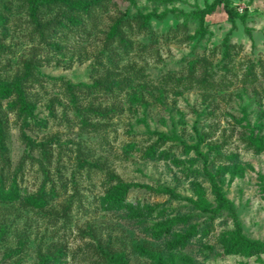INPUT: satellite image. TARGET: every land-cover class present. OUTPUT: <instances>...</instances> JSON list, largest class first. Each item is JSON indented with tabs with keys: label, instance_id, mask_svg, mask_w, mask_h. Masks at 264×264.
Wrapping results in <instances>:
<instances>
[{
	"label": "rangeland",
	"instance_id": "1",
	"mask_svg": "<svg viewBox=\"0 0 264 264\" xmlns=\"http://www.w3.org/2000/svg\"><path fill=\"white\" fill-rule=\"evenodd\" d=\"M211 1L43 0L37 28L30 0H0V82L19 88L0 93V264H116L101 249L126 264H264L232 247L227 210L201 209L215 196L182 146L203 136L242 232L264 243L251 141L264 144V0H231L234 27L218 7L203 37L191 15L140 18Z\"/></svg>",
	"mask_w": 264,
	"mask_h": 264
},
{
	"label": "trees",
	"instance_id": "2",
	"mask_svg": "<svg viewBox=\"0 0 264 264\" xmlns=\"http://www.w3.org/2000/svg\"><path fill=\"white\" fill-rule=\"evenodd\" d=\"M166 1H172V0H166ZM43 2V0H30V17L32 23L37 26V28H40V22L38 21L37 18V7L39 6V3ZM222 7L224 11L227 14V19L232 23V27L235 25V18H239L242 23H245V18L244 16L238 14L233 6L231 5V0H212L209 3H205L202 7L195 6L194 9H192L189 12H184L181 9L178 8H171L170 10H166L160 14H143L140 15V18L142 20V23L146 24L147 21L150 19V17L153 15L156 18L162 19L164 18L168 12H173L175 14H182V15H191L194 19L197 20V28L195 30V35L199 37H203L207 33V26L205 23V17L208 15L213 14L218 7ZM122 23L121 19L116 20V22L112 26V33L116 32L118 30V27ZM43 27V26H42ZM247 34L250 35V31L248 28L245 29ZM112 35V34H111ZM228 41V34L225 35L223 38V42L226 44ZM13 91H18L19 88L17 87L16 83H7V82H0V93L3 94H9ZM19 101L22 102L23 106L29 113V117L32 116L31 110L29 107H26L25 104L23 103L22 99L19 97ZM26 122L23 124V129L21 131V136L25 139L27 146L31 148H40L42 153L46 155L47 151V146L48 143L47 141L44 140H35L32 136H30L28 133L25 132L24 127L26 126ZM196 137L198 138V141L203 139V136L198 132L195 131ZM198 141L196 143L192 144H187L185 142H182V146L185 150L187 151H194L195 154L202 160V165H203V172L205 177L207 178L211 190L215 196V201L216 205L214 208L209 209L206 207H201L204 211H211V212H218L219 210H227L230 218L232 219V223L234 226V230L230 233L229 240L232 243V247L242 249L245 252L251 253V252H259V251H264V243L262 241L252 239L248 236H246L242 230H241V224L236 212V208L234 203L225 196L223 191L218 185V182L212 172L208 170V158L206 153L202 152L199 148ZM258 148H264V144L261 141H257L255 139H252ZM3 188H0V190ZM165 191H167L171 196L177 197L179 196L177 193H175L172 189L170 188H164ZM101 255L107 259L108 261H113L116 264H126L119 260V256L117 254H110L108 251L101 249L100 250ZM45 263L48 262L47 259H44Z\"/></svg>",
	"mask_w": 264,
	"mask_h": 264
}]
</instances>
